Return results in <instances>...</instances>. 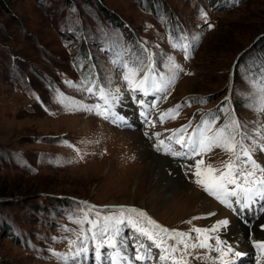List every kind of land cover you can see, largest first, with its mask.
<instances>
[{"label":"rangeland","instance_id":"rangeland-1","mask_svg":"<svg viewBox=\"0 0 264 264\" xmlns=\"http://www.w3.org/2000/svg\"><path fill=\"white\" fill-rule=\"evenodd\" d=\"M149 58L157 79L171 77L173 62L183 71L167 93L159 92L166 101L160 103L152 95L141 110L149 119L152 105L162 112L181 105L179 115L146 127L135 101L131 109H123L120 101L111 103L108 119L98 115L95 106L104 103L99 90L129 92L124 74L131 68L146 71ZM143 75L141 71L136 78ZM262 89L264 0H2L0 264H65L53 253L72 256L75 249L67 241L80 231L72 218L82 217L89 208V219L99 213L101 220L119 215L116 209L121 207L136 208L164 228L190 233L188 243H197L191 230L197 225L208 229L209 212L198 211L201 203L177 197L183 206L189 203L187 216L182 217L181 208L164 204L152 213L141 207L146 196L135 189L133 179L147 168L145 153L164 157L156 149L155 133L168 131L170 136L190 124L191 134L204 120L214 121L213 131L238 121L243 142L259 164V155L264 156ZM175 158L183 162L178 170L184 183L207 197L194 183L190 162L203 158L205 165L222 167L229 156L215 148L195 159ZM256 175L261 173L257 170ZM166 176L172 180L169 173ZM250 212L239 210L233 221L235 232L251 249L243 262L256 264L259 253L251 241L264 239V215L252 219L257 221L253 231L244 223ZM119 227L116 240L126 244L129 259L118 264H140L132 259L137 234L126 224ZM98 242L86 241L89 251L67 264H96L93 249ZM209 243L214 245V240ZM116 251L103 247L102 264H109ZM157 254L153 248V258ZM218 255L196 249L188 264H213Z\"/></svg>","mask_w":264,"mask_h":264},{"label":"snow or ice","instance_id":"snow-or-ice-1","mask_svg":"<svg viewBox=\"0 0 264 264\" xmlns=\"http://www.w3.org/2000/svg\"><path fill=\"white\" fill-rule=\"evenodd\" d=\"M185 51H187L186 47ZM185 58L187 59V56ZM150 64L149 58V66L146 71L140 68H131L124 74L123 79L127 82L128 88L133 94L141 92L147 96L150 91L167 93L169 87L175 82L177 73L183 71L179 65L173 62L171 77L161 76L157 79L151 75ZM141 71L144 72V75L141 79H137L136 77ZM86 91L91 92L92 89L87 88ZM117 92H119V89H117ZM99 93L100 99L104 100L107 108L101 110V106L96 105L95 110L98 115L108 119L109 115L106 113L112 106L109 102V96H111L113 101L118 97L111 93L106 94L103 88L99 90ZM164 98L166 99V96ZM138 103L143 107V101H138ZM152 106L154 107L155 105ZM180 109L181 105H177L175 108L161 113L159 122L163 123L165 119H175L179 115ZM87 110L92 111L93 109ZM111 115L115 116V113H111ZM141 116L145 117V122L149 126L155 127V123L148 120L143 111ZM116 119H120V117H116ZM213 124L214 121L204 120L201 126H198L191 134L187 133V129L191 125H185L178 130H174L167 137L168 141L180 145L181 149H187V151L176 150L172 143L166 144L164 139H160V133H155L158 141L156 149L157 151L163 150L166 155L194 159L196 156H202L218 148L227 154L229 159L222 162V167H214L212 164L205 165L203 158L196 160L192 166L194 168L192 175L196 178L194 183L202 188L208 196L213 197L225 207L234 211L236 209L233 208V204L239 205L240 208H247L256 199H264V166L258 165L253 160L252 148L245 146L243 142L245 137L239 131V122L233 119L231 124L226 123L215 131H213ZM238 135L240 139H237ZM260 150L264 151V148ZM249 165L251 166V171L248 170ZM257 170L261 173L259 177L256 175ZM90 211H92L91 208L82 217L72 218V222L80 229L78 233H73L76 239L67 241L69 247L75 249L72 256H61L53 253L58 259H63L65 264H67L69 259L73 262L77 261L78 258L89 251L85 246L86 241L89 239L92 241L99 239L93 249L96 264H102L101 249L105 246L110 249H117L114 254H111L109 264L126 262L129 259L126 254V244L118 245L116 240V236L121 231L119 226L124 224L130 226L134 233L137 234L133 245L135 254L132 257L135 261H151L153 259V248L159 250L156 258L162 264H169V262L170 264H188V257L191 251L196 249H207L218 253L219 255L213 260V264H217V262L218 264H236L235 258L248 255L247 252L238 250L234 245L228 244L227 241L221 240L218 236L209 235V233L218 232L221 228L226 227L228 225L227 220L219 221L211 229L193 228L191 231L197 234L198 242L188 243L192 239L190 233L164 228L149 218L146 213L136 208L121 207L116 209L119 215L104 216L102 220L99 213L96 214V219H89L88 212ZM126 213L127 216L125 215ZM133 217H138L139 219H134ZM85 225L88 227L85 228ZM65 231L71 232L72 230L65 229ZM89 233L91 234L90 236L88 235ZM140 238L147 240L149 243L146 245ZM168 240H172L174 243L169 246ZM209 240H214V245L210 244ZM251 244L253 249L259 253L256 256V264H260V261L264 260V239H253ZM122 252H124L123 255ZM197 259L200 258L197 257Z\"/></svg>","mask_w":264,"mask_h":264},{"label":"bare ground","instance_id":"bare-ground-1","mask_svg":"<svg viewBox=\"0 0 264 264\" xmlns=\"http://www.w3.org/2000/svg\"><path fill=\"white\" fill-rule=\"evenodd\" d=\"M109 93L116 95L118 97L116 100L113 101L111 99V96H109V102L115 104L116 102L120 101L124 104V106H122L123 109L125 107L127 108L129 107L131 109L132 101H135L136 106L140 108L142 106L140 105V103H138V101L146 100L149 102L152 95H155V98L160 103L161 101L167 100V98L165 99L164 96L161 95V93L151 92V91L149 92L147 96L143 95V93L141 92H136L135 94H133L130 90L129 92L119 91V92H109ZM139 95H141V98H139ZM157 104L159 105V103ZM105 108H107V105L104 102L101 106V110H104ZM152 108H153V112H152L153 114L149 116L148 120L154 123L155 121L159 119L161 113H164V112L160 111V109L158 110L157 106H154V107L152 106ZM112 109H113V106H111V108L108 109V112ZM169 109H173V108H169ZM142 110L141 108L139 109L138 111L139 115H141ZM127 111L131 112V110L129 109ZM157 122L155 124H157ZM144 124L146 127H149V125H147L146 122H144ZM167 133L168 131H166L165 134H161L160 139L162 138L165 140L168 137ZM165 143L166 144L172 143V146L175 148V146L173 145L174 142L165 140ZM161 151L164 157L166 156L168 157L164 158V157H161L162 155L161 156L153 155V152L152 154L145 153L144 157L147 163L146 162L144 163H145V168L146 166L147 168L145 169V172L143 174L140 173L138 175L136 173L137 176H135L133 179L132 185L135 186V189L141 192H144L146 196L145 201L141 204V207L149 209L152 213L153 212L155 213L157 206L160 204H164L165 207H169V206L175 207L176 206L177 208L175 209H179V208L182 209V217H185L189 214L188 206L190 202H192L194 205L201 203V207H199L198 211L200 212L204 211L205 213L209 212V215L207 217V222H206L207 228L209 227L211 229L220 220H227L228 225L224 228H221L218 232H213V234L215 235L218 234L220 238L224 239V241H227L228 244L234 245L238 250L249 253L250 248L248 247L247 242H245L243 239H241V237L238 236L239 232H235L236 226L233 220L235 217L238 216V213H236V211H239L241 209L252 210L254 208V204L251 203L247 208H240L239 205L233 204V208L236 209L234 211L233 209L225 207L223 204H221L219 201H217L213 197H210L208 195L207 197H205L199 191L197 190L194 191L193 189H191L189 186H187L184 183V178L181 176L178 170L180 167V164H178V161H176V158L171 155L164 154L163 150ZM193 161L190 162L189 166L194 165L195 162ZM165 172L167 174L169 173L172 180L168 176L164 177L166 175ZM165 179H166V182H164ZM162 180L165 184L167 183L169 184L165 186L162 183ZM177 197H181L185 200L188 199L189 203L186 202L185 204L187 205L183 206L180 202L177 201L178 199ZM255 209H256L257 215L262 214V213L264 215V199H260V202L256 205ZM256 224L251 228L253 231L255 229ZM232 229H233V233H229L230 232L229 230H232ZM248 256L249 254L245 257L235 258L236 264H245L243 261L248 260L249 259Z\"/></svg>","mask_w":264,"mask_h":264},{"label":"trees","instance_id":"trees-1","mask_svg":"<svg viewBox=\"0 0 264 264\" xmlns=\"http://www.w3.org/2000/svg\"><path fill=\"white\" fill-rule=\"evenodd\" d=\"M4 1V0H3ZM0 3H2V0H0ZM228 90V89H227ZM224 95V92L222 93V95L220 96V97H222ZM225 97H226V95H225ZM225 102H226V99H222L221 101H219L218 102V106H216V108L218 109H220L224 104H225Z\"/></svg>","mask_w":264,"mask_h":264}]
</instances>
